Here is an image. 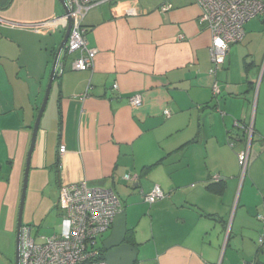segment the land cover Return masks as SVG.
<instances>
[{
	"label": "crops",
	"instance_id": "1",
	"mask_svg": "<svg viewBox=\"0 0 264 264\" xmlns=\"http://www.w3.org/2000/svg\"><path fill=\"white\" fill-rule=\"evenodd\" d=\"M64 12L58 0H0V264L15 262L32 127L67 25L37 26ZM200 13L193 0L102 3L83 21L92 69L59 56L25 200L40 218L58 210L60 227L63 186L112 189L121 208L96 244L108 264H264V17L245 23L214 79ZM154 187L164 197L148 204Z\"/></svg>",
	"mask_w": 264,
	"mask_h": 264
},
{
	"label": "built area",
	"instance_id": "2",
	"mask_svg": "<svg viewBox=\"0 0 264 264\" xmlns=\"http://www.w3.org/2000/svg\"><path fill=\"white\" fill-rule=\"evenodd\" d=\"M111 1L115 0H64L66 13L37 26L38 29L53 33L60 27L66 26L67 21L70 20V31L63 53L67 56L76 54L70 63L72 71L85 72L92 69L96 50L86 46L83 21L88 10ZM193 1L201 9L199 22L206 25L211 35L209 76L215 79L216 73L225 64L229 47L243 41L245 23L264 17V0ZM171 8V4H165L160 10L166 12ZM113 88L116 89L117 86L114 85ZM219 92L218 84L214 80L213 96H217ZM128 101L132 106L141 104L140 96H133ZM246 133L247 147L237 155L242 174L246 173L249 162L253 134L251 126L246 128ZM262 147L264 148V140ZM64 152L65 148L62 145L59 153ZM124 179L137 181L136 176L126 175ZM214 180L218 181V178ZM163 197L158 187L143 195L144 201L148 204H153ZM58 205L63 213L58 234L38 239L33 235L31 226H21L18 245L19 264H108L100 256L96 244L97 239L110 230L121 208L115 192L112 189L90 188L85 182L69 184L59 190ZM259 218L262 219L261 216ZM259 243L262 245L261 239Z\"/></svg>",
	"mask_w": 264,
	"mask_h": 264
},
{
	"label": "water",
	"instance_id": "3",
	"mask_svg": "<svg viewBox=\"0 0 264 264\" xmlns=\"http://www.w3.org/2000/svg\"><path fill=\"white\" fill-rule=\"evenodd\" d=\"M58 1L63 6L64 11L66 13V6H65L64 0H58ZM69 31H70V20L67 21V26H66L64 36H63L62 41L60 42V44H59V46L55 52L50 76L48 79V84H47V87L45 90V94H44L42 103L40 105V108L38 110V114L36 116L35 122H34L33 127H32L30 146H29V150L27 152L25 168H24V172H23L22 186H21V193H20V200H19V207H18V216H17V225H16V242H15L16 243V245H15V262H14V264H19V252H18L19 231H20V228L22 225V214H23V208H24V204H25V197H26V191H27V185H28L30 157H31V153H32L33 148H34L36 135H37V132H38V129L40 126V121H41L42 115L44 113V110L46 108L48 98H49V94H50V91L52 88L53 80L55 78L56 65H57L59 56L63 52L64 45H65L67 38H68V35H69Z\"/></svg>",
	"mask_w": 264,
	"mask_h": 264
},
{
	"label": "rangeland",
	"instance_id": "4",
	"mask_svg": "<svg viewBox=\"0 0 264 264\" xmlns=\"http://www.w3.org/2000/svg\"><path fill=\"white\" fill-rule=\"evenodd\" d=\"M241 172V171H240ZM246 173L242 174L241 176L244 177ZM32 213V214H29ZM58 210L54 211L52 214H50L46 218H40L38 216V213L29 212L28 208V200L26 202L23 208V214H22V224H28L33 229V235L37 236L38 239L40 237H51L53 235H56L60 231L59 227V218H58ZM30 215V220L27 222L26 216Z\"/></svg>",
	"mask_w": 264,
	"mask_h": 264
},
{
	"label": "trees",
	"instance_id": "5",
	"mask_svg": "<svg viewBox=\"0 0 264 264\" xmlns=\"http://www.w3.org/2000/svg\"><path fill=\"white\" fill-rule=\"evenodd\" d=\"M99 254H100V256L102 257V252L99 250Z\"/></svg>",
	"mask_w": 264,
	"mask_h": 264
}]
</instances>
